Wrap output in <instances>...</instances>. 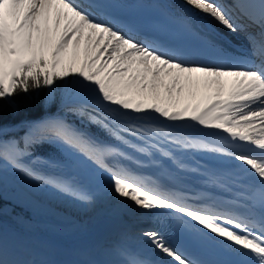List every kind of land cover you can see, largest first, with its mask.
<instances>
[{
    "label": "snow or ice",
    "instance_id": "1",
    "mask_svg": "<svg viewBox=\"0 0 264 264\" xmlns=\"http://www.w3.org/2000/svg\"><path fill=\"white\" fill-rule=\"evenodd\" d=\"M184 2L228 32L242 34L248 50L242 63L192 62L170 45L139 40L100 14L118 0L88 5L0 0V99L75 79L82 99L73 113L118 142L101 140L62 118L34 122L21 140L0 138V184L10 168L30 182L90 201L79 181L42 173L25 162V148L48 144L66 166L102 175L114 195L157 216L159 227L142 235L166 259L128 253L124 264H264V0ZM198 73L203 77L194 76ZM201 85L214 89L207 102L181 106L185 91L195 95ZM154 119L168 123L157 126ZM173 125L209 131L196 135ZM216 133L226 139H211ZM125 149L159 161L157 167L166 162L177 172L188 170L179 155L183 152L229 158L231 174L204 173V179L225 190L231 207L203 204L211 199L205 194L181 195L157 181L146 182L123 163L143 167ZM185 244L221 258H194Z\"/></svg>",
    "mask_w": 264,
    "mask_h": 264
},
{
    "label": "bare ground",
    "instance_id": "2",
    "mask_svg": "<svg viewBox=\"0 0 264 264\" xmlns=\"http://www.w3.org/2000/svg\"><path fill=\"white\" fill-rule=\"evenodd\" d=\"M170 1L183 11L194 12L203 20L208 19L217 29L224 31L231 40L236 42L237 39L243 38L242 34L228 32L214 19L187 5L184 0ZM81 3L87 5L88 1L81 0ZM239 45L245 49L247 48L245 43L240 42ZM81 49H83V43ZM194 76L202 78L203 74L198 73ZM225 79L229 82L231 80V78ZM201 86L202 98L198 103H205L214 89L211 90L204 88L203 85ZM194 96L188 92L184 102L189 103L188 100L194 98ZM74 101L81 100L74 99ZM189 129H185L180 125L177 130L187 131ZM208 131L204 129L196 135H204ZM210 138L214 140L226 139L223 133H216ZM11 140L13 141V139ZM113 143L118 144V142ZM125 150L129 151L136 159H139L143 166L138 167L131 162H123L131 171L144 177L146 182L157 181L162 189L179 192L181 195L186 196L196 195L195 183L210 186L205 182L204 173L227 176L233 171L232 162L227 157H213L205 153L192 152L189 155L190 160L185 158V162L189 161L187 164L189 179L185 177V174H183L185 179L175 176L178 177L176 179L172 177L173 172L170 171L172 166L163 164L160 168L149 167L150 163H146V161L149 162L147 160L149 158L145 157L144 154L132 152L130 149ZM182 156L184 159V153ZM24 160L42 173L59 174L74 178L89 192L91 200L85 202L61 194L49 187L40 186L24 179L10 168L7 169L4 173L3 182L0 184V193L4 194L6 203L10 206H2L1 212L3 214L9 213L13 211L16 205L21 211L24 210L27 214L25 216L30 217V220L20 217L16 219V222L21 227L27 226L30 233L24 236L23 233L17 234L14 230L0 228L2 264H124L128 253L144 254L140 257L142 259L157 261L166 259L157 253L147 238L142 235L144 231L153 227L149 222V213L142 212L130 201L114 195L102 175L87 168H70L65 164L59 165L51 161H48L49 166H46V162L32 160L29 155H26ZM153 163L155 164L153 166H156L159 161L155 160ZM164 166L167 168H164ZM193 169L198 171L190 173ZM93 210L97 212L94 213L95 215H92ZM103 217L106 220H102ZM36 218L39 219V222L42 221L41 225L29 223ZM34 231L41 234L34 235ZM103 246L108 248L110 258H102L101 249H104Z\"/></svg>",
    "mask_w": 264,
    "mask_h": 264
},
{
    "label": "rangeland",
    "instance_id": "3",
    "mask_svg": "<svg viewBox=\"0 0 264 264\" xmlns=\"http://www.w3.org/2000/svg\"><path fill=\"white\" fill-rule=\"evenodd\" d=\"M66 82H67L66 93L63 96L62 100H60V102L58 103V105H56V109H55L54 112H49V113H47V114H45L43 116V120H46V119H49V118H62V119H65L66 121L70 122L74 127H78V128H81V129L88 130L90 133H92L96 137L100 138L101 140H105V141H109L110 140L111 142H116V141H112L111 140V137L106 132H104L102 129H100L98 126L89 124V122L85 118H82V117L78 116L77 114H74L73 113V108H75L77 106L78 102H80V101H78V102L77 101H74V99H80V100L82 99V97L80 95V92H79V82L77 80H75V79L69 78V79H66V80H62L61 81V85L63 86L64 84H66ZM201 87L199 88V90L197 89L199 92L197 90H195V96H194V98H191V99L188 100L189 103H193L194 104V103H198L199 100L201 101V98H202V96H201V92H202L201 91ZM48 89L49 90L46 93V100L47 101H51L52 99H54V97L56 95L57 96H60V91L59 90L57 91L55 89V86L52 87V88H48ZM186 96H188V91L187 90L185 91V95H183V99H182L183 101L181 100L183 102L181 104V106L183 104H185L184 100H185ZM202 102H204V100H202ZM152 122L155 123V124H157V126H163V125H166L167 124L166 121H159V120H155V119ZM32 123L33 122H31V121H25V122H21V123H18L16 125H13V126H5V127H2V128H0V138L6 139V140L10 139L9 141H12L11 138H9V136L10 135H15L14 138H16L18 140L23 139V138H25V129H27L29 127V125L32 124ZM178 126H180V125H173L172 128L175 129V130H177L178 129ZM190 131L193 134H196V133H199L201 131H204V129H200V128L189 129L186 132H190ZM8 133H10V134L8 135ZM19 134H20V137H19ZM24 150H25V152L29 155V157L32 160H42V161H44V163L46 162L45 163L46 166H49L48 161H51L52 163H58L59 165H64V163L61 161L60 153L57 152L54 148H53L54 155H51V156H48V157H45V156L44 157L43 156L42 157H39L38 155H35L34 153H31L30 151H28L27 148H25ZM183 153H184V156H185L184 159L182 158L183 157L182 156ZM183 153H180L179 154L181 156V159H183L185 161V158H186V160L188 158V160H190L189 159L190 158L189 155H191L192 152L191 153H189V152H183ZM147 160L149 162L146 161V163H150L149 164V167L152 166L153 168H156L157 165L159 164L158 163L156 166H153V164H154L153 162L155 160L154 159H151V158H149ZM188 162H186V164H188ZM164 165H167L168 166L169 164L165 162ZM43 166H44V164H43ZM144 166H146V165L144 164ZM164 168H167V167L164 166ZM173 169H174L173 167L170 168V171L173 172V175H172L173 178L178 179V177H175V176H179V177L183 178V174H185L186 175L185 177L187 179H189V174L187 173V170L184 171L183 173L180 172V174H179V172H176ZM146 170H149V169H146ZM196 171H198V170H196ZM191 172L194 173V171H190V173ZM195 173H197V172H195ZM183 179H185V178H183ZM0 194H1L0 195V228H2V229H5L6 228V230H14L17 234H19V233L22 234L23 233L22 235H24V236L25 235H28L30 233L29 230H28V227L27 226L21 227L16 222V219H18L20 217H25L26 219L30 220V217L25 216L26 212L24 210H22L23 211L22 212L21 209L17 208L18 207L17 205L15 206V208L13 209V211H11L9 213H4L3 214L1 212L2 208L5 207V206H7V205L10 206V204H7L6 203V198H5L4 194L3 193H0ZM92 197L94 198V194L92 195ZM94 210H95V208H94ZM94 210L92 212V215H95L97 213ZM7 215H9L10 217L7 216ZM102 220H106V218L103 217ZM31 221H33V222H29V223H31V224L32 223H37V225H41L40 223L42 222V221L39 222V219H37V218L35 220H31ZM17 231H19V232H17ZM37 232L38 231H34V235L41 234L40 232H38V233ZM107 246L108 247H111L110 245H107ZM107 249L108 248H106V247H104V249H101V251H102L101 254L103 255L102 258H110L111 257L110 252L107 251Z\"/></svg>",
    "mask_w": 264,
    "mask_h": 264
},
{
    "label": "trees",
    "instance_id": "4",
    "mask_svg": "<svg viewBox=\"0 0 264 264\" xmlns=\"http://www.w3.org/2000/svg\"><path fill=\"white\" fill-rule=\"evenodd\" d=\"M66 87L67 82L62 86L61 81H57L55 89L60 91V96L56 95L51 101L46 100L48 87L31 89L27 93L21 92L11 99H0V128L30 121L49 112H54L56 105L66 93ZM52 149L53 147L48 144L29 148L32 153L42 156L52 155Z\"/></svg>",
    "mask_w": 264,
    "mask_h": 264
}]
</instances>
